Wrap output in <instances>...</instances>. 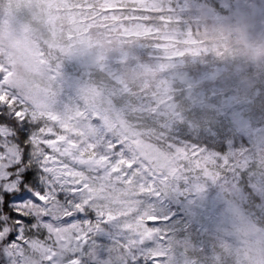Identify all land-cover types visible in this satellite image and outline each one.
Returning <instances> with one entry per match:
<instances>
[{
	"label": "rangeland",
	"instance_id": "obj_1",
	"mask_svg": "<svg viewBox=\"0 0 264 264\" xmlns=\"http://www.w3.org/2000/svg\"><path fill=\"white\" fill-rule=\"evenodd\" d=\"M6 19L42 21L52 37L73 42L47 45L58 91L54 104L25 98L30 106L98 117L97 132L118 138L131 159L143 157L141 169L171 158L170 144L214 160L215 178L191 165L175 177L134 170L118 191L132 193L141 176L153 185L129 201V212L137 205L138 213L157 217L150 226L158 231L142 244L128 245L134 237L122 219L74 216L73 224L99 225L78 252L80 264H232L223 196H237L251 219L264 222V80L242 100L235 80L212 75L223 72V61L205 51L188 54L180 44L190 33L241 19L264 31V0H0V23ZM79 49L88 52L74 54Z\"/></svg>",
	"mask_w": 264,
	"mask_h": 264
},
{
	"label": "snow or ice",
	"instance_id": "obj_2",
	"mask_svg": "<svg viewBox=\"0 0 264 264\" xmlns=\"http://www.w3.org/2000/svg\"><path fill=\"white\" fill-rule=\"evenodd\" d=\"M97 119L82 113L61 117L30 106L0 68V249L13 264H51L62 257L58 264H80L78 252L99 226L91 220L71 223L84 213L122 219L134 237L129 246L150 239L158 231L150 226L157 217L138 213L137 205L129 212V201L153 185L141 176L132 193L118 191L134 170L175 177L191 165L215 178L211 156L171 144V158L141 169V161L148 162L131 159L118 138L98 133L92 123Z\"/></svg>",
	"mask_w": 264,
	"mask_h": 264
},
{
	"label": "clouds",
	"instance_id": "obj_3",
	"mask_svg": "<svg viewBox=\"0 0 264 264\" xmlns=\"http://www.w3.org/2000/svg\"><path fill=\"white\" fill-rule=\"evenodd\" d=\"M185 39L198 42L180 44L188 54L205 51L224 62L223 72L212 75L224 83L235 80L242 100L253 94L258 78L264 80V31L254 30L252 22H224L195 37L191 33L182 37ZM49 43L71 47L73 42L66 41L61 33L52 37L42 21L22 25L16 19H6L0 23V65L9 74V82L22 97L52 105L58 89L50 70ZM87 52L74 50V54ZM236 67L242 71L235 72ZM202 115L213 118L209 108H204ZM223 201L232 264H264V222L251 219L237 196L225 194Z\"/></svg>",
	"mask_w": 264,
	"mask_h": 264
},
{
	"label": "trees",
	"instance_id": "obj_4",
	"mask_svg": "<svg viewBox=\"0 0 264 264\" xmlns=\"http://www.w3.org/2000/svg\"><path fill=\"white\" fill-rule=\"evenodd\" d=\"M255 108L260 112V114L263 113V111H261L263 109V105L261 104V102L257 101V104L255 105ZM0 264H6L5 262V258L3 255V249H0Z\"/></svg>",
	"mask_w": 264,
	"mask_h": 264
}]
</instances>
